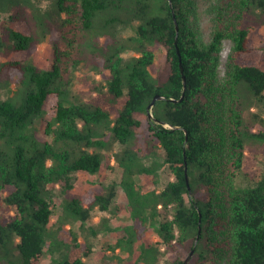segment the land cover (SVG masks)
Wrapping results in <instances>:
<instances>
[{
	"label": "trees",
	"instance_id": "trees-1",
	"mask_svg": "<svg viewBox=\"0 0 264 264\" xmlns=\"http://www.w3.org/2000/svg\"><path fill=\"white\" fill-rule=\"evenodd\" d=\"M206 1L208 42L200 0H0V264H91L102 230L116 232L113 255L136 254L131 264H155L153 251L183 264L197 237L200 264H264V174L237 181L264 145V36L252 22L264 24V0ZM43 42L40 65L30 57ZM79 68L98 79L72 93ZM111 161L119 182L88 179ZM78 176L88 187L70 196ZM118 188L124 220L99 229L93 215Z\"/></svg>",
	"mask_w": 264,
	"mask_h": 264
},
{
	"label": "rangeland",
	"instance_id": "rangeland-1",
	"mask_svg": "<svg viewBox=\"0 0 264 264\" xmlns=\"http://www.w3.org/2000/svg\"><path fill=\"white\" fill-rule=\"evenodd\" d=\"M208 2L206 0H200L199 7V32L201 38L204 42H208L211 36V30L213 27L212 21L210 19V14L207 13ZM7 15L2 17L0 22V36L6 41L7 34L5 30ZM253 24L257 26V29L260 34L264 36V24L258 23L256 20H252ZM130 32L127 31L125 34L128 35ZM232 44L230 41L223 42V49L221 51L220 64L218 69V74L221 80L225 77L226 65L228 62V58L231 52ZM155 53H156V63L157 66L163 61L161 56L162 48L160 45H155ZM49 57V45L47 42H43L40 44L33 55L30 57V60L36 64L44 63ZM7 59V54H0V64ZM98 79L87 69V68H79L77 71L73 72L71 76V84L70 90L72 93H78L79 91L89 90L93 87L94 80ZM113 164L112 170H104L100 175H95L94 177H89L88 179L94 183H103L105 185L111 184L113 182L120 181V170L115 166L114 161H111ZM264 174V145L251 147L247 153L244 160L242 171L239 173L237 177L238 184L240 186L252 184L254 181L258 180ZM171 179V176L167 170H164L159 177L158 186L162 187ZM151 183V180H150ZM151 186V184H149ZM88 187V184L85 182L84 176H78L77 182L75 184V189L70 192V196H73L76 193H80ZM122 191L120 188L117 189V199L111 205L109 212H99L96 211L93 215L92 223L97 226L99 229L102 228L101 224L107 223L111 228H116L119 224H121L124 220L123 213H115V204L121 201ZM59 213V211H58ZM0 214H5L7 218V214L5 213L4 206L0 201ZM158 240V237L154 231H150L145 239V243L148 245L154 244ZM90 241L93 245V253L89 259L91 264H131L136 257V254L132 256H128L125 253H114L116 257L121 258L123 261L119 263V258H116L113 253L109 250L108 246L113 245L116 241V232H108L99 231L96 237H90ZM157 256V260L155 264H170L174 259L173 254H167L165 256H159L155 251L152 252ZM189 253L183 255V259L185 260L188 257ZM108 256V257H107ZM109 257H114V259L110 260ZM196 256L193 254L187 264H200L196 262ZM49 263V258L46 256L44 264Z\"/></svg>",
	"mask_w": 264,
	"mask_h": 264
},
{
	"label": "water",
	"instance_id": "water-1",
	"mask_svg": "<svg viewBox=\"0 0 264 264\" xmlns=\"http://www.w3.org/2000/svg\"><path fill=\"white\" fill-rule=\"evenodd\" d=\"M175 27H176V31H177V30H178V26H177V24L175 25ZM181 72L183 73V68H182V66H181ZM183 83H184V86H185V77H184V76H183ZM160 99H162V97H160V96H158V95L155 96V97L153 98L152 102L150 103V105L148 106L147 110L150 112L151 109H152V106L154 105V103H155L157 100H160ZM150 116H151V113H150ZM186 134H187V133H186ZM186 183H187V188L189 189V184H188V180H187V179H186ZM198 233H200V229H199ZM197 241H198V237L196 238V240H195V242H194V247H193V249L190 251L188 257L184 260V263H183V264H187V262L189 261L190 257L193 255L194 250H195V246H196V244H197Z\"/></svg>",
	"mask_w": 264,
	"mask_h": 264
}]
</instances>
